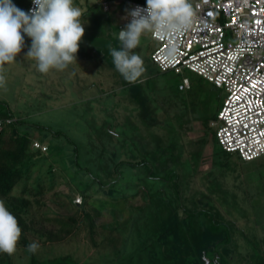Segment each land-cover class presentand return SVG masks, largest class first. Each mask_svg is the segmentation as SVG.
Returning a JSON list of instances; mask_svg holds the SVG:
<instances>
[{
  "label": "trees",
  "instance_id": "16d2710c",
  "mask_svg": "<svg viewBox=\"0 0 264 264\" xmlns=\"http://www.w3.org/2000/svg\"><path fill=\"white\" fill-rule=\"evenodd\" d=\"M132 2L146 3V0H94L87 5L80 20L84 30L88 29L86 24L90 20L93 31L100 32L98 39L86 41L83 47L97 56L113 85L117 84V88H110V93L128 90L125 101L133 104L132 110L116 108L112 99L100 108L98 114L103 121H111L108 122V131L104 128L98 136L90 135L93 139L86 148L94 168L108 180L100 175H92V178L100 188H107V198L115 200V203H110L115 206L112 208L114 213L115 209L128 207V204L121 203L126 196L117 191V183L138 188L133 198L141 196V202L130 204L128 214L122 213L119 220L112 218V223L105 221L106 216H103L108 204L102 206L98 215H93V209L89 210L87 206L91 195L84 194L82 203H75L73 194L66 195L58 190L62 182L54 159L61 162L55 152L69 149L73 153L72 166L88 171L87 167L80 166L79 147L65 132L29 121L32 114H18L17 109L0 100L3 125L0 134V199L6 202L18 220L21 228L18 244L25 248L33 242L46 245L79 234L89 251L93 250L94 254L98 253L107 260L110 249H114L119 239L126 235L130 229L129 222L133 221L135 230L155 231L154 246L157 250L151 253L150 261L161 255V264H233V260H238L235 252L239 250L242 254L240 261L244 264H264V234L258 225L264 223L260 219L261 208H264V185H226L224 175L217 173L225 167H233V163L238 167L249 164L246 169L252 171L264 170V155L243 161L237 154L231 157L234 153L222 149L228 155L223 157L225 160L212 158L217 139L211 123L217 119L218 112L214 117L208 114L209 98L201 95L196 86L201 81L187 78L189 84L186 86L180 79L176 95L170 96L168 103L163 101L161 106L142 85L149 63L157 66L151 54L149 57L141 56L145 72L135 83L126 81L116 70L109 49L121 47L118 32L123 28L117 32L113 28V11L109 5ZM105 3L108 4L107 9L104 8ZM98 6L103 13L101 18L92 15ZM168 72L175 76L183 74L158 68L148 78H157ZM75 81L78 79L72 80L70 87ZM157 85L155 83V87ZM70 87L66 89L70 90ZM100 98L102 101L101 94ZM91 99L92 96L77 97L76 103L91 102ZM38 131H47L48 136L55 138V148L49 145L45 151L34 148L36 138L32 133ZM130 154L132 160L124 158ZM121 166L127 171L132 168L128 179ZM147 179L150 182L144 184ZM50 194L53 202L48 199ZM52 209L58 211V217L51 216ZM158 215L159 221L153 223V228L147 222L143 227L137 220L144 222L148 217ZM250 222L254 226H249ZM148 246L147 243L144 248ZM4 255L9 256L0 253V260ZM60 261L65 264L66 259Z\"/></svg>",
  "mask_w": 264,
  "mask_h": 264
},
{
  "label": "rangeland",
  "instance_id": "374dc122",
  "mask_svg": "<svg viewBox=\"0 0 264 264\" xmlns=\"http://www.w3.org/2000/svg\"><path fill=\"white\" fill-rule=\"evenodd\" d=\"M93 1L94 0H74V4L75 6L80 7L84 12L87 9V5H89ZM30 2L31 0H12L13 4H15L19 9L25 12H27ZM109 7L111 11H113L111 16L113 28H115V31L117 32L119 28L125 29L127 24H129L126 18L128 16V12L131 10V4L125 3L119 5L117 3H113L109 5ZM92 15H94L96 18L103 17L101 7L98 6L97 8L93 9ZM89 21L87 22L88 24H86L88 25V29L84 30V36L82 38L81 44L83 41L92 42L98 39V36L100 35L99 31H93V29L90 27ZM25 41L29 42L31 41V39L25 35L24 42ZM156 46L157 44H155V41L152 39L151 33H145L140 38V45L133 51L141 55L142 57H149ZM17 57L18 60L26 64L28 69L31 68L28 65L31 62H33L31 63V66H36V62L34 60H28L27 57L21 56L20 54H18ZM96 57L97 56L93 55L88 49L85 60L82 59L77 63L81 81H78L77 85H72L71 87L69 86L70 94H65V102L59 101L58 98V102H56L55 100H45V98L43 97V93H46V91L51 88L48 87L49 81H51V79L45 78L43 73L42 74L44 77H40V72L32 71L29 72L30 74H26L27 70H24L25 74L24 72L23 74L26 77H23L18 72L21 70L15 71L14 68H11V65H5V68L7 70V83L4 88H0V100L11 101L14 99V97L18 98V102L16 103V105L10 103L13 108H16L17 106L18 114H21V112H24L27 115L32 114V116L29 118V121L48 125L54 130H61L72 138V140L79 147L80 166L87 167L88 171L77 168V166H72V161L74 159H71V156L73 155V153L71 151L69 152V149H63L61 152H55V155L61 159V162L57 161V158L54 159V161L56 162L55 165L57 164V172L59 178L62 182V185L58 190L66 195L73 194L74 199L78 196V193L81 194V196L84 194L91 195L89 205L87 206L89 210L93 209L91 210L93 212V215H98V212L101 211L102 206L108 204L109 206H105L103 216H106L105 221H109L108 223H112V218L113 220H119L120 218H122V213L128 214V212L131 210L130 204L137 205V203H140L141 196L133 198V195L137 193L138 188L133 189L131 185L117 183V185H115L117 191L124 193L126 196V198L123 199L121 203L123 202V205L125 203L126 205L128 204V207L121 208L120 210L115 209L116 213H114V210H112V208H114L115 206L110 205V203H115V200L109 197L107 198L105 195L107 188H100L97 182H95V180H93L92 178L93 176L98 177L99 175L105 177V175L94 168V163H92L90 160V152L89 150H87L86 146L87 143L91 141L90 139H93L90 135L93 134L94 137L98 136L99 132H103L102 129L104 128L108 131V122L111 121L105 122V119L103 121V118L98 114L100 108L104 106L105 103L113 99L112 102L115 103L116 108L120 107L130 110L133 109V104H131L129 101H125L124 96L125 93L128 92V90L125 91V89H123L117 90L115 94L110 93V88H117V84L115 86L113 85L112 80L106 74V70L102 69L100 62L98 59H96ZM157 69L158 68L155 64L151 62L149 63L148 68L145 72L146 75H143L142 77V85L147 91L152 93L151 96H154V101H159L161 106L163 104V101L168 103L167 101L169 100V97L176 95V87L180 83V79L184 83L185 77L189 78L190 80L195 79L197 81L199 80V82L201 81L200 85L196 84V86H198L197 89H199L201 95L208 96L209 98L207 104L210 107V109L208 110V114H210V116L214 117L220 110L226 97V93L223 88L214 86L207 80L201 78L200 76L189 70H185L183 74L179 76H175L171 72H168V74H161L157 78H148L150 74L154 73ZM78 70H71L70 75H72L76 71L78 72ZM72 80L74 79L72 78ZM37 81L40 82V86H34L35 82ZM71 82L72 81H70V83ZM155 83H158L156 87ZM65 84H68L67 79L64 81V85ZM170 87L172 88V91L170 90ZM39 91L41 92V94L39 93ZM100 94L102 96V101H99V99H101ZM32 96H34V98H32ZM79 96L85 98H91L92 96L91 102L87 100L84 103H76V98H79ZM35 99L37 101L40 100L38 105L32 103V101ZM45 102H47V104H45ZM34 105L36 109H27V106H33L34 108ZM213 121H216V119H214ZM211 126L213 130L217 129V126ZM47 134V131H38L32 133V135L36 139L40 140L41 142H45L47 145L55 148L57 144L55 138H52ZM54 148H52L51 151H54ZM214 149V154L211 152L212 158L217 157L225 160V158L223 157L228 156L227 154H225V152H223L218 141L214 145ZM66 154L69 155L67 156ZM236 156V154L231 155V157ZM124 158L132 160L133 156H131L130 154L128 155V157L124 156ZM232 165L233 167L231 166V168L229 166L228 168H223L224 170H221V172L217 171L219 175H224L226 179V185H231L232 183L233 185L237 184L244 186L264 185V170H248L246 169V167L249 164H245V166L243 167H238L234 163ZM120 168L121 170H124V174L126 175L125 177L128 179L127 175L129 172H132V168L130 169L128 167V169H130L131 171L125 170L124 166H121ZM104 180H108V178L105 177ZM148 182L150 181L147 179L144 184H147ZM48 199L49 201H52L51 194L48 196ZM54 207H56L55 204ZM71 208H73V206ZM76 208L77 206H74L73 209ZM51 212V216L58 217V211L56 209H52ZM225 212L227 213L228 210H226ZM158 217L159 215L156 217H148L144 220V222L141 221V219L137 220L139 222H142L140 225H143V227L145 225V222H147V225H149L150 228H153L155 226L153 223L159 221ZM260 217V219L264 220V208H261ZM251 219L252 218L250 217L249 220ZM132 222L133 221L129 222L130 229L128 230V232H126V235L122 236V238L119 239V243L114 246V249H110L111 254L107 260H105V258H102L98 253L94 254L93 250L89 251L84 238H81L79 234H75L71 238L63 241L61 240L56 243L48 242L46 245H39V248L35 253H30L27 248L20 244H17L16 252L9 256L4 255L2 257L3 259L0 260V264H62L60 263V260L62 258L66 259L65 264H161V255H158L155 261H150L151 253L154 250H157L154 246L155 231L153 229H147L146 232H144L145 230H135ZM250 225L254 226V223L250 222L249 226ZM258 225L260 228L259 231L264 234V232H262V230H264V223ZM128 234H130L129 237H127ZM147 243L149 244V246L144 248ZM235 254L238 260H233V264H244L242 261H240L241 252L238 250L235 252Z\"/></svg>",
  "mask_w": 264,
  "mask_h": 264
},
{
  "label": "built area",
  "instance_id": "2783aa9c",
  "mask_svg": "<svg viewBox=\"0 0 264 264\" xmlns=\"http://www.w3.org/2000/svg\"><path fill=\"white\" fill-rule=\"evenodd\" d=\"M192 3L196 12L193 27L168 39L151 34L157 44L151 59L161 71L189 70L223 88L226 97L211 123L217 126L216 139L224 151L243 161L255 160L264 155V0ZM129 4L131 10L147 7V3ZM34 7L31 0L27 12ZM126 20L130 23L131 17ZM169 40L176 45L171 56ZM184 84L188 86L187 78ZM2 127L0 120V134ZM33 147L47 149L37 141ZM74 202L82 203V197L78 195Z\"/></svg>",
  "mask_w": 264,
  "mask_h": 264
},
{
  "label": "clouds",
  "instance_id": "9594fccd",
  "mask_svg": "<svg viewBox=\"0 0 264 264\" xmlns=\"http://www.w3.org/2000/svg\"><path fill=\"white\" fill-rule=\"evenodd\" d=\"M32 2L35 7L25 12L12 0H0V88L7 83L5 65L16 63L25 35L31 39L27 58L36 62L40 73L63 71L76 62L84 36L82 9L75 6L74 0ZM146 3V8L137 6L128 12L131 21L118 32L121 47L109 49L116 70L130 83H135L145 72L141 55L133 51L140 45L142 35L151 33L168 39L191 29L196 19L192 0H146ZM175 52L176 45L169 40L168 55ZM20 237L17 218L0 199V253L14 254ZM38 248L33 242L27 250L35 253Z\"/></svg>",
  "mask_w": 264,
  "mask_h": 264
},
{
  "label": "crops",
  "instance_id": "0c3cea01",
  "mask_svg": "<svg viewBox=\"0 0 264 264\" xmlns=\"http://www.w3.org/2000/svg\"><path fill=\"white\" fill-rule=\"evenodd\" d=\"M86 42V41H85ZM85 42L83 41L82 42V44H81V42H80V45H79V50H78V52L76 53V62H73V63H71V64H69L68 65V67L66 68V69H64L63 71H57V70H55V69H53V70H50L47 74H44V76H45V78H48V79H51V81H49V84H48V87H51V88H49L48 89V91H46V93H43V97L45 98V100H48V101H56V102H58L57 101V98H58V100L59 101H66V95L65 94H67V95H69L70 93H69V90L68 89H66L67 87H69L70 86V81H72V78L74 79V80H76V79H78V81H81V76H80V72H79V70H78V67H77V63L79 62V61H81L82 59H84L85 60V58H86V56H87V51H86V47H83L84 46V44H85ZM30 46H31V41H29V42H27V41H25L24 42V47H23V49H22V51L19 53L21 56H24V57H27V52H28V50H29V48H30ZM84 55V56H82V55ZM17 59H16V63H13V64H11V68H14V70L16 71V70H21V71H18L19 72V74H21L23 77H26L24 74H25V71H26V74H30L29 72H32V71H37V72H39L38 70H37V67L36 66H31V63H33V62H31V63H29L28 65H29V67H31V68H27V66H26V64H24V63H22V61H20V60H18V57H16ZM21 58V57H20ZM29 60V59H28ZM27 63H28V61H27ZM36 65V64H35ZM35 69V70H34ZM74 69H76V70H78V72L76 71L75 73H73L72 75H70V73H71V70H74ZM25 70V71H24ZM11 71V70H10ZM23 72H24V74H23ZM67 75H69V76H67ZM21 76V77H22ZM43 76V74L41 73V75H40V77H44ZM98 77V76H97ZM68 80V84H65L64 85V81L65 80ZM84 79H85V77H84ZM73 80V81H74ZM78 81H75L74 83H73V85H77L78 83ZM85 83V82H84ZM24 84V83H23ZM40 86V82H35V85L34 86ZM51 85V86H50ZM47 87V88H48ZM74 87H77V86H74ZM73 87V88H74ZM57 88V89H56ZM56 89V90H55ZM39 93L41 94V92L39 91ZM32 98H34V96H32ZM85 98V97H84ZM79 99H81V97L79 96ZM6 101V100H5ZM32 101V100H31ZM40 101V100H39ZM39 101H37L36 99L35 100H33L32 101V103H35V105H38L39 104ZM8 104H10V103H13V104H15L16 105V103L18 102V98H16V97H14V99L13 100H11V101H6ZM45 104H47V102H45ZM61 104V103H60ZM11 105V104H10ZM35 105H34V108H33V106H31V107H29V106H27V109L28 108H30V109H36L35 108ZM54 106H55V104H54ZM45 107H48V106H45ZM14 109H17V106H16V108H14ZM35 141H37V142H39L41 145H43V146H46V147H48V145L47 144H42L40 141H38L37 139L35 140ZM47 150V149H46ZM79 196H81L80 194H78ZM82 197V196H81Z\"/></svg>",
  "mask_w": 264,
  "mask_h": 264
}]
</instances>
